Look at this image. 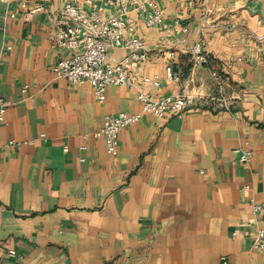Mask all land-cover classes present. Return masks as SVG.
<instances>
[{"label": "crops", "instance_id": "0c3cea01", "mask_svg": "<svg viewBox=\"0 0 264 264\" xmlns=\"http://www.w3.org/2000/svg\"><path fill=\"white\" fill-rule=\"evenodd\" d=\"M27 1L45 9L25 18L0 0V96L12 102L0 130V264H264L252 212L264 203V0H158L183 76L167 78L161 30L140 20L149 59L130 69L159 81L144 87L155 99L197 97L181 114L144 113L115 156L93 133L106 115L141 112L139 89L109 86L99 102L90 84L56 77L72 54L55 40L69 0ZM199 41L207 63L190 52ZM218 61L235 82L227 92L211 76Z\"/></svg>", "mask_w": 264, "mask_h": 264}, {"label": "built area", "instance_id": "2783aa9c", "mask_svg": "<svg viewBox=\"0 0 264 264\" xmlns=\"http://www.w3.org/2000/svg\"><path fill=\"white\" fill-rule=\"evenodd\" d=\"M4 1L20 5L23 10L22 16L25 18L45 9L43 4L30 6L27 0ZM87 5L88 8L69 0L60 10L55 21V40L59 46L70 50L72 54L61 58L52 70L56 77L64 78L72 84H90L93 95L99 102L107 99L109 86L139 89L141 112L106 115L103 125L93 133L95 137L104 138L107 152L115 156L119 151V135L124 128L137 123L144 113H151L160 118L172 113H184L194 105L195 96L182 93L155 99L144 90V87L158 86L159 81L155 77L138 78L130 69L132 64L143 63L149 59L150 47L138 34L137 22L140 20L148 28L158 26L161 30L158 46L164 47L167 52L169 60L166 65L167 78L171 81H180L183 76L174 66L176 49L172 45L173 42L163 33L170 25L164 20V10L158 0H87ZM107 11L109 14H106ZM10 16L16 17L17 13L11 12ZM187 31L188 27L184 26L183 32ZM115 47L125 50V55L121 59L110 58L109 51ZM190 52L198 61L208 62L202 41L197 42ZM212 76L218 77L217 72L213 71ZM11 104V101L0 96V130ZM23 143L26 142L16 140L9 142L10 145L16 146ZM81 148L86 149L87 146L83 145ZM251 155L252 152L249 150L242 151L241 161H248ZM252 212L259 215V227L253 237V248L264 251V203L252 200ZM10 254L16 253L11 250ZM223 264H228L226 257H223Z\"/></svg>", "mask_w": 264, "mask_h": 264}, {"label": "rangeland", "instance_id": "374dc122", "mask_svg": "<svg viewBox=\"0 0 264 264\" xmlns=\"http://www.w3.org/2000/svg\"><path fill=\"white\" fill-rule=\"evenodd\" d=\"M214 68H211V70H213V71H216L217 72V76L218 77H213L212 75V77L214 78V79H218V80H220V82L222 81V80H224L225 82H228L227 83V85H225V84H223V88H225V91L227 92V89H230L229 87L230 86H233V84L235 83V82H233V80H229V81H226V80H228V78L227 77H229L230 75H228V74H226V73H224L222 70H221V68H223V66L221 65V62L220 61H218V63H215L214 64ZM185 71V70H184ZM212 71V72H213ZM209 81V80H208ZM215 81H217V80H215ZM222 84V83H221ZM217 85H220V84H217ZM220 93V92H219ZM221 94V93H220ZM220 94H218L217 92H215V93H213V97H216V98H220V97H222ZM226 95H224V97H225ZM197 96H195V98H196Z\"/></svg>", "mask_w": 264, "mask_h": 264}]
</instances>
